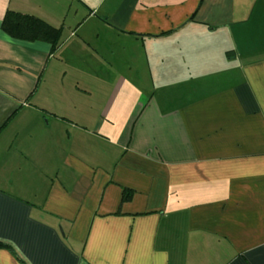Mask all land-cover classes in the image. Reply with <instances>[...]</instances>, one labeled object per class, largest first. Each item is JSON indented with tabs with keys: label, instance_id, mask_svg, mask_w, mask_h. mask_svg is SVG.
<instances>
[{
	"label": "crops",
	"instance_id": "crops-1",
	"mask_svg": "<svg viewBox=\"0 0 264 264\" xmlns=\"http://www.w3.org/2000/svg\"><path fill=\"white\" fill-rule=\"evenodd\" d=\"M80 7L0 0V264H264V0Z\"/></svg>",
	"mask_w": 264,
	"mask_h": 264
},
{
	"label": "trees",
	"instance_id": "trees-1",
	"mask_svg": "<svg viewBox=\"0 0 264 264\" xmlns=\"http://www.w3.org/2000/svg\"><path fill=\"white\" fill-rule=\"evenodd\" d=\"M3 31L10 37L27 42H45L56 51L63 43L62 29L55 28L44 20L32 15L8 11L2 24ZM128 194L124 193L127 199ZM0 247H7L0 243Z\"/></svg>",
	"mask_w": 264,
	"mask_h": 264
},
{
	"label": "rangeland",
	"instance_id": "rangeland-1",
	"mask_svg": "<svg viewBox=\"0 0 264 264\" xmlns=\"http://www.w3.org/2000/svg\"><path fill=\"white\" fill-rule=\"evenodd\" d=\"M78 1L80 2L81 6H82V7H80L81 16H79V17H81V19L83 20V19H85V17H87L89 15V13H90L89 11H91V9H95V8L99 9L98 10V13H99L98 17H100V15L105 13V10H107V6H108V3L110 0H78ZM69 22H70V18L65 23V27L67 30L66 32L70 31V29H75L74 25L70 24Z\"/></svg>",
	"mask_w": 264,
	"mask_h": 264
}]
</instances>
